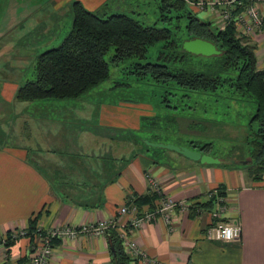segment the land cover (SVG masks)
<instances>
[{"label":"crops","instance_id":"obj_1","mask_svg":"<svg viewBox=\"0 0 264 264\" xmlns=\"http://www.w3.org/2000/svg\"><path fill=\"white\" fill-rule=\"evenodd\" d=\"M74 1L0 0V43L5 41L0 58L7 60L4 65L15 74H5L0 80V119L12 120L13 130L25 141L16 146L0 143V264L29 260L32 241L39 232L18 237L8 247L3 238L15 229L28 228L35 217L42 232L61 224L79 227L119 219L127 235L159 264H264V178L253 181L243 168L224 163L223 158L219 164H204L175 150L162 155L149 147L137 148L140 143L136 138L108 130L139 128L138 114L122 118L125 116L120 113L116 118L107 116L103 107L96 129L79 128L76 132L73 126L59 123L61 119L57 118L58 122L50 115L41 118L31 111L58 103L53 99L28 102L15 97L18 87L28 80L19 78L28 62L22 54L11 53L15 49L12 43L17 42L14 37H25L23 42L35 44L61 42L73 24ZM78 1L91 11L135 16L136 8L146 0ZM258 7L264 13V3ZM201 11L206 13L203 19L218 25V9ZM237 30L242 34L240 28ZM249 38L257 46L258 66L264 68V26ZM74 134L80 145L70 142ZM149 176L160 182L166 196L177 201L192 204L214 197L215 205L200 212L191 205L188 210L177 207L172 224L159 216L141 228H132L129 223L133 217L158 203L126 215L119 211L124 205L131 206L129 202L136 197L150 193ZM219 187L225 189V196L218 195ZM222 204L226 210L220 219L242 225V236L237 240L206 237L215 223L211 213ZM49 264H112L107 234L82 233L56 241Z\"/></svg>","mask_w":264,"mask_h":264},{"label":"trees","instance_id":"obj_2","mask_svg":"<svg viewBox=\"0 0 264 264\" xmlns=\"http://www.w3.org/2000/svg\"><path fill=\"white\" fill-rule=\"evenodd\" d=\"M188 1L193 0H159L160 21L186 19V37L181 39L170 27H159L157 23L147 25L130 14L110 15L91 11L80 1H74L71 30L59 46L47 49L37 56L36 77L21 84L15 97L28 102L79 98L110 77V64L105 56L111 47L115 48L112 61L119 63L129 58H146L152 46L166 41L164 46L172 47L176 51L171 60L176 62L172 65L136 62L134 64L138 70L135 72L151 75L159 82L172 81L177 90L190 92L197 101H217L222 97V92L230 88L232 93L252 96L257 103L252 121L257 122L258 128L247 139L246 156L235 160V163L232 162L234 159H230L227 164H244L243 161L248 160L245 164L248 176L253 181H261L264 178V68L258 66L257 46L249 36L240 34L234 24L221 28L213 21L199 17L197 12L188 8ZM250 3L251 0H243V5L237 11L243 10ZM178 27L177 24L176 28ZM193 37L212 41L222 50V54L207 63H201L199 67L195 64L188 65L189 58L195 54L187 52L183 48V42ZM161 54H164V59L170 60L167 52L161 51ZM186 92L180 99L190 97ZM183 106L196 109L195 105ZM174 107L179 108L178 105ZM189 143L190 145L184 144L205 153H211L214 147L212 141L202 143L200 140H190ZM218 195H226L223 187H219ZM157 201L156 194L148 193L129 203L141 208L144 205L154 206ZM215 201L212 197L206 201L193 202L191 206L200 212L205 207L212 209ZM37 222V217L30 220L28 236H34L38 232ZM106 234L112 264H133V258L126 251L120 236L119 226L108 227ZM13 241L9 236L6 246Z\"/></svg>","mask_w":264,"mask_h":264},{"label":"rangeland","instance_id":"obj_3","mask_svg":"<svg viewBox=\"0 0 264 264\" xmlns=\"http://www.w3.org/2000/svg\"><path fill=\"white\" fill-rule=\"evenodd\" d=\"M188 8L197 12L200 17H206V13L201 11L202 8L194 6H188ZM136 9L138 13L134 15L145 24L157 23L159 27H170L180 39L186 37L185 26L187 21L185 18L174 19L171 22L159 20L158 0H146L140 8L137 7ZM177 24L179 25L178 28H176ZM14 38L15 41L17 39V42L12 43L15 49L11 53L22 54L28 62L22 71V75L17 76L23 80L36 77V60L40 53L59 46L63 41L54 44H35L23 42L25 37ZM1 42L5 45V41ZM3 44L0 43V50L3 49ZM165 44L166 41H160L152 46L146 58H129L119 63L112 61L115 48L111 47L105 56L110 64V77L107 80L89 89L79 98L53 99L54 102L58 103L51 105H46V103L45 106L34 107L31 111L37 116L41 115V118L50 115L51 118H56V121L61 119L62 122L58 121L59 123L70 126V128L73 126L77 129L76 132L79 131V128L96 129V118H101L103 107L106 108L107 116L111 114L112 117L116 118L120 113L125 116L122 118H136L138 114V118H141L139 128L128 126L127 129L124 127L121 130L107 129L113 130L114 134L117 135L123 133L130 138H136L140 143L137 148L140 146L150 147L161 151L162 155L175 151L166 147H153L154 144L178 146L185 143L190 145V140H200L202 143L214 142V147L211 150L212 155L225 159L224 162L226 163H230V159L237 161L243 159L248 152L247 139L258 128L257 122L252 121L257 109L255 99L250 95L232 93L233 90L230 88V90L222 92V97H219L217 101L208 102L205 99L197 101L190 92L177 90L172 81L159 82L151 75H140L135 72L138 70L134 64L136 62H158L170 65L175 63L176 61L172 62L171 60L176 51L172 47H165ZM161 51L167 52L169 61L163 58L164 54H161ZM215 56L193 55L189 58L188 62L190 61V63L188 65L195 64L199 67L202 65L201 63H207ZM4 63H7V60L3 57L0 58V80H3L5 74L15 76L12 71L9 72V65H4ZM185 92L189 93L190 97L185 96L180 99V96ZM176 105L179 108L174 107ZM183 105L189 107L195 105L196 109ZM77 118H88V120H78ZM1 119L0 143L14 146L24 143L25 141L13 130L10 123L12 120L3 122ZM98 129L101 130V128ZM75 134L70 142L74 145H80L81 141ZM70 142L66 143L69 144ZM132 142L134 140H131ZM104 148L105 146H102L100 149L103 150ZM172 162L174 163L173 160ZM237 166L246 172L247 165L237 164Z\"/></svg>","mask_w":264,"mask_h":264},{"label":"built area","instance_id":"obj_4","mask_svg":"<svg viewBox=\"0 0 264 264\" xmlns=\"http://www.w3.org/2000/svg\"><path fill=\"white\" fill-rule=\"evenodd\" d=\"M188 2L192 7L194 6L202 9L210 8L212 11L218 9L220 13L218 22L219 27L224 28L229 24H234L237 28L241 29L242 34L249 37L262 30L264 26V13H262L258 7L259 4L264 3V0H251V3L242 11H237V9L243 5V0H193ZM148 181L150 193L158 196V205L154 209L146 210L139 216L131 219L129 224L135 229L141 228L145 223L157 220L159 216L163 217L168 224H172L173 211L177 207L188 210L191 205L189 202L177 201L171 196H166L160 182L154 177L149 176ZM136 210V205H124L120 208L119 214L126 215L129 212H136ZM225 210L226 206L222 204L219 206L218 210L211 213L215 223L206 231V237L208 239L230 242L241 238V224L238 222H225L220 219ZM115 225L119 226L120 236L123 239L126 251L133 258V264H138L139 262L146 264L156 263L153 258L149 257L147 253L140 249L137 243L127 235L124 225L119 223V219H114L102 220L97 223L79 227L61 224L45 232L38 229L40 235L32 241L29 260L19 264H49L50 259L54 256L56 241L68 237L76 238L82 233H106L108 227ZM9 236L11 240H16L21 236H28V228L11 231L9 235L7 234V236L3 238V243L5 245Z\"/></svg>","mask_w":264,"mask_h":264},{"label":"water","instance_id":"obj_5","mask_svg":"<svg viewBox=\"0 0 264 264\" xmlns=\"http://www.w3.org/2000/svg\"><path fill=\"white\" fill-rule=\"evenodd\" d=\"M183 48L187 52H190L195 55L218 56L222 54V50H220L216 46V44H214L212 41L202 39L199 37L186 39L183 42ZM154 146L170 148L192 160H197L204 164H219L223 161L222 159L218 157H214L211 154L203 153L202 151L194 150L186 146L163 145V144H154ZM232 162L235 163L236 161L233 160ZM243 163L247 164L248 160L243 161Z\"/></svg>","mask_w":264,"mask_h":264},{"label":"clouds","instance_id":"obj_6","mask_svg":"<svg viewBox=\"0 0 264 264\" xmlns=\"http://www.w3.org/2000/svg\"><path fill=\"white\" fill-rule=\"evenodd\" d=\"M225 238H230V237H225Z\"/></svg>","mask_w":264,"mask_h":264}]
</instances>
